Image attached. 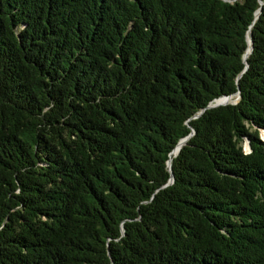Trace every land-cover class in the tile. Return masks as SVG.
Listing matches in <instances>:
<instances>
[{"label":"trees","instance_id":"obj_1","mask_svg":"<svg viewBox=\"0 0 264 264\" xmlns=\"http://www.w3.org/2000/svg\"><path fill=\"white\" fill-rule=\"evenodd\" d=\"M0 264H264V0H0Z\"/></svg>","mask_w":264,"mask_h":264},{"label":"rangeland","instance_id":"obj_2","mask_svg":"<svg viewBox=\"0 0 264 264\" xmlns=\"http://www.w3.org/2000/svg\"><path fill=\"white\" fill-rule=\"evenodd\" d=\"M229 100L228 101H226V103H229V102H231V103H234V102H236L237 101V99H238V96H235L234 98H232V97H227ZM218 100H216L215 101V103L217 102ZM219 103V102H218ZM221 103H225V102H221ZM225 103V104H226ZM181 141H185V139L184 140H181ZM180 141V142H181ZM245 148H247V146L245 145ZM170 163V162H169Z\"/></svg>","mask_w":264,"mask_h":264},{"label":"bare ground","instance_id":"obj_3","mask_svg":"<svg viewBox=\"0 0 264 264\" xmlns=\"http://www.w3.org/2000/svg\"><path fill=\"white\" fill-rule=\"evenodd\" d=\"M229 99L228 98H226V99H224V100H221V101H218V102H226V101H228ZM183 144V141H181L177 146H176V148L174 149V151H173V155H175L176 153H177V151L179 150V148L181 147V145Z\"/></svg>","mask_w":264,"mask_h":264},{"label":"water","instance_id":"obj_4","mask_svg":"<svg viewBox=\"0 0 264 264\" xmlns=\"http://www.w3.org/2000/svg\"><path fill=\"white\" fill-rule=\"evenodd\" d=\"M224 98H227V97H224ZM225 103H226V102H225ZM225 103H221V102L218 103V102H216V103H214V105L225 104ZM183 140H184V139H183ZM179 149H180V148H179ZM178 151H179V150H178ZM178 151H177V152H178ZM176 154H177V153H176ZM169 164H170V163H169Z\"/></svg>","mask_w":264,"mask_h":264}]
</instances>
